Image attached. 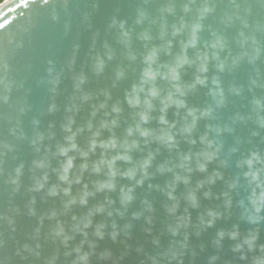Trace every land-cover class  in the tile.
Wrapping results in <instances>:
<instances>
[{"label":"water","instance_id":"1","mask_svg":"<svg viewBox=\"0 0 264 264\" xmlns=\"http://www.w3.org/2000/svg\"><path fill=\"white\" fill-rule=\"evenodd\" d=\"M8 1L0 264H264V0Z\"/></svg>","mask_w":264,"mask_h":264},{"label":"snow or ice","instance_id":"2","mask_svg":"<svg viewBox=\"0 0 264 264\" xmlns=\"http://www.w3.org/2000/svg\"><path fill=\"white\" fill-rule=\"evenodd\" d=\"M20 3L27 4L28 0H20ZM19 6H20V4H17V7H19ZM4 26H6V25H4V21H3L2 23H0V27H4Z\"/></svg>","mask_w":264,"mask_h":264},{"label":"bare ground","instance_id":"3","mask_svg":"<svg viewBox=\"0 0 264 264\" xmlns=\"http://www.w3.org/2000/svg\"><path fill=\"white\" fill-rule=\"evenodd\" d=\"M14 1H16V0H9L8 2H7V4L9 3V4H11V3H13ZM8 4V5H9ZM3 7V6H2Z\"/></svg>","mask_w":264,"mask_h":264},{"label":"trees","instance_id":"4","mask_svg":"<svg viewBox=\"0 0 264 264\" xmlns=\"http://www.w3.org/2000/svg\"><path fill=\"white\" fill-rule=\"evenodd\" d=\"M4 0H0V3H2Z\"/></svg>","mask_w":264,"mask_h":264}]
</instances>
